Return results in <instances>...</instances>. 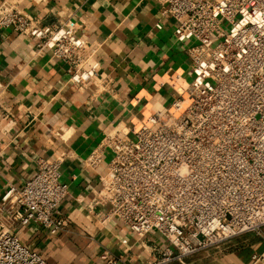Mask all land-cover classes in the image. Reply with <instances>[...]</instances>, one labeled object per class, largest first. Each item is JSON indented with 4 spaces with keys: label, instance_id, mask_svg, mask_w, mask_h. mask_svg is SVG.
I'll return each mask as SVG.
<instances>
[{
    "label": "built area",
    "instance_id": "obj_1",
    "mask_svg": "<svg viewBox=\"0 0 264 264\" xmlns=\"http://www.w3.org/2000/svg\"><path fill=\"white\" fill-rule=\"evenodd\" d=\"M187 49L191 79L168 106H153L119 136L115 131L84 160L96 168L111 153L101 191L90 204L108 206L138 239L156 232L169 244L156 264L220 248L252 234L264 243V0H160ZM0 27L36 39V56L64 61L71 81L87 69L95 49L74 23L41 26L27 13L0 5ZM62 158V157H61ZM61 158H39L22 188L0 197V264H48L12 231L31 223L52 234L67 221L53 215L68 194ZM264 264V250L251 255Z\"/></svg>",
    "mask_w": 264,
    "mask_h": 264
},
{
    "label": "crops",
    "instance_id": "obj_2",
    "mask_svg": "<svg viewBox=\"0 0 264 264\" xmlns=\"http://www.w3.org/2000/svg\"><path fill=\"white\" fill-rule=\"evenodd\" d=\"M41 26L71 22L95 49L87 64L94 76L74 84L68 65L50 52L36 56V39L0 27V197L7 185L22 188L39 158H61L60 180L68 194L54 210L66 219L52 234L31 223L13 232L48 264H156L169 244L158 233L143 239L122 222L102 221L108 206L90 202L101 191L111 153L94 169L84 160L108 134L129 129L153 106H168L172 87L191 79L187 49L175 37V21L160 0H0ZM264 250L252 234L206 252L162 264H261Z\"/></svg>",
    "mask_w": 264,
    "mask_h": 264
},
{
    "label": "rangeland",
    "instance_id": "obj_3",
    "mask_svg": "<svg viewBox=\"0 0 264 264\" xmlns=\"http://www.w3.org/2000/svg\"><path fill=\"white\" fill-rule=\"evenodd\" d=\"M246 235H248V234H246Z\"/></svg>",
    "mask_w": 264,
    "mask_h": 264
}]
</instances>
